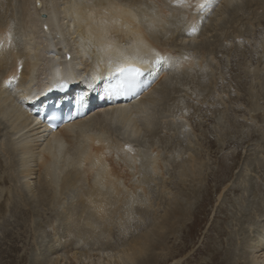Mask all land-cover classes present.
Returning a JSON list of instances; mask_svg holds the SVG:
<instances>
[{"label":"bare ground","instance_id":"6f19581e","mask_svg":"<svg viewBox=\"0 0 264 264\" xmlns=\"http://www.w3.org/2000/svg\"><path fill=\"white\" fill-rule=\"evenodd\" d=\"M196 41L199 56L182 58L183 46ZM140 64L149 84L122 103L110 72ZM196 64L207 82L208 122L217 121V107L223 114L220 143L207 137L205 151L188 148L168 161L152 142L158 114L178 105L188 90L177 74H190ZM193 81L192 75L182 84ZM61 84L72 88L68 97L76 99L80 118L49 130L34 108H43L42 94ZM24 132L36 139H22ZM254 141L264 158V0H0V218L10 214L14 224L30 226L41 258L29 264H161L179 256L187 244L170 249L167 242L178 236L192 242L208 218L212 187L203 186L218 179L224 185L241 150L251 160ZM219 150L220 170L207 173ZM261 171L264 180V165ZM236 187L219 198L240 193ZM248 187L255 196L261 190ZM242 211L235 232L211 225L227 245L213 249L211 264H264V207L258 216ZM135 220L143 221L135 223L138 233L126 232ZM44 228L51 229L49 240ZM117 229L124 236L111 243Z\"/></svg>","mask_w":264,"mask_h":264},{"label":"rangeland","instance_id":"374dc122","mask_svg":"<svg viewBox=\"0 0 264 264\" xmlns=\"http://www.w3.org/2000/svg\"><path fill=\"white\" fill-rule=\"evenodd\" d=\"M180 27H179V25L175 24V25H173L172 28L175 30V32H179L178 28H179V30L182 29L181 25H180ZM198 45L199 44H198L197 41L196 42H190L189 44L188 43L185 44L183 46V48H182V53L184 52L182 54V56L185 54L184 55L185 57L183 56L182 58H187V57L190 58V57H192V59H194L195 56L198 57L199 56V54H198L199 50H198V48L196 50V46H198ZM225 45L226 44H224V46ZM189 53H190V55H189ZM195 60H197V59H195ZM224 63L226 65H228L226 57H225ZM196 66H197V64L195 65V70L191 71L190 74H188V75H186V74H184V75L180 74L179 75V73L177 72L178 73L177 74V78L178 79H179L178 76H180L179 80L176 79V81L178 80L177 84L181 85V86H184V87H180V86H178V87H180L181 90L183 88H186V90H188L186 92L182 90L181 93L179 94L180 99H178L179 101L176 102L178 104L177 105L178 107L175 105L173 107L174 109L171 108L169 111H161V113L158 114V119L157 120L160 123V125L158 126L156 138H155V140L153 139L152 142H155L153 144H155L156 146L161 147L162 150L164 149L163 151L165 153L164 152L162 153V157H163V155L166 156V154H168V157H169V158H167L168 161H170L173 157H177V156L180 157L181 154L183 156V154L186 153V150L188 148L189 149L191 148L190 149L191 153H192L193 149H196V148L199 149V151L203 150V148H201V146H204V147L206 146L205 144H206V141H207V137L215 138V140L218 141V142H219V139H220V129L221 128H219V126L221 127V126L224 125V124L221 125L222 122H223V120H222L223 114L218 111L219 109L217 107V109H216L217 110L216 111V118H215V121L216 120L217 121L215 122V124H211V123L208 122V119H207L208 115L206 113L207 109H205L206 106L204 105V103L207 101L206 100L207 98L205 99V96L207 94V89H206L207 88L206 87L207 86V82L203 81L204 80L203 79V75H202L199 67L198 66L196 67ZM192 72H194V74H191ZM224 72H223V75H224ZM180 73H182V72H180ZM192 75H193V80L194 81L191 82L188 86L187 85H183L182 81L185 82L188 78H189L188 79V81H189L190 78L192 77ZM194 75H195V77H194ZM189 76H191V77H189ZM181 77L184 78V79H182V81H181ZM199 79L200 80L202 79L201 81L203 82V85L199 84V82H201ZM187 82H185L184 84H187ZM205 84H206V86H205ZM187 88H190V89H187ZM185 93L186 94L188 93L187 94L188 96L190 95V99L189 100L187 99L188 96ZM234 95H235V93H232V96H234ZM172 112H173V114H172ZM219 113H220V116H219ZM170 114H172V116H170ZM168 117L170 119H172V120H170ZM167 120H169V121H167ZM165 121H167V123H165ZM186 122H187V124H186ZM163 123L168 125L167 126L168 132H167V130L162 129L161 126L163 125ZM159 127H161V128H159ZM209 130L210 131L211 130H213V131L215 130V131L211 133V132H209ZM164 132H165V134L162 135ZM24 133H22L20 135L22 139L27 138L28 140H31V141L32 140L34 141L36 139V137L34 135H32V134H30V136H29V132H24ZM23 134H24V136H23ZM178 134H179V136H178ZM172 136H175V138L173 139ZM146 139L148 140V138H146ZM164 139H166V140H164ZM149 140L148 141L151 142V139H149ZM167 143H168V145H167ZM162 144L164 146H162ZM255 144H257V141H254L253 143H251L252 146L250 147V149H252V151L249 152V153H251L252 156H251V160L250 161H246V156H247L246 150L243 149V151H242L240 149L241 150V158L238 161V166H237L238 168L236 167V169H234L230 173L231 176L228 175L227 178H225V179H227V181H226V183L224 185L222 184L220 186V184H219L220 181H218L219 180L218 179V180H214V181L210 182L209 184H207L208 186L207 185L203 186V188L206 187L208 189H210L212 187V196H211L212 198H211L210 203H208V205L206 206L207 213L210 212L208 218H206V215H205V217H204L205 219H204L203 223L200 226L201 228H199V230L197 232V235L192 240V242H181L180 241V236H178L179 239L176 242H173L172 240H170V242H167V245H168V247H170V249L171 248L174 249L177 246H181V245H183V243L187 244V248L185 249L184 252L179 254V256H176L175 255L176 253H175L173 255V257H167L165 262L161 263V264H211V262H210L211 258L210 257L212 255L213 249L214 248H218V249L221 250L222 248H226L227 247L226 242H224L225 241L224 240L225 237L222 238V237L217 236V232L216 231L219 230V229H222V228H226V229L228 228L230 230H233V232H235V230H237V227H234L235 224H236V221L234 222L233 220L238 219L240 217V214L243 212L242 211L243 209L244 210L251 209L252 215L253 214L257 215L259 213L257 211V209H260L261 207H264V204H260L261 207L259 205L257 206L255 204H253V206L250 208L249 207L250 204L248 203L249 201H252V200L255 201V203L257 201L261 202L264 199V180L261 177V175L263 174L261 170H263L264 158H262L263 156L261 155V153H258L260 150L256 147ZM255 150H256V152H255ZM203 151H205V150H203ZM170 152H172L171 153L172 155H170ZM217 152H219L218 159L217 160H215L214 158L212 159V161L213 160L214 161L213 162L211 161L209 163V165L211 167H209V170L207 171V173H211V172L216 173V172H218L220 170L219 164L221 162V158L224 155V152L221 151V150H219ZM231 152L235 153V150H232V151H230L228 153H231ZM165 156H164V158H165ZM254 159L255 160L257 159V160L254 161ZM241 162H242V164H241ZM250 164H252V165H250ZM258 167L261 168V169L257 170ZM244 171H246V172H244ZM255 171H256V176L254 175ZM238 172H240V173H238ZM242 172L245 175L244 174L241 175ZM258 176H259V178H261L260 180H259ZM166 177H168V176H166ZM31 181H33V180H31ZM244 181H245V183H244ZM235 184H236V186H238L239 190L241 189L240 193H234L233 191L229 192L228 195L225 197V201L226 202L224 201V199L223 200L221 199L222 197L219 198L218 194H220L222 196L224 194V192L229 187H231L229 189L237 188L235 186ZM251 184H253V185L259 184L261 186V190L256 194L257 197L254 194L251 195V193L248 192L249 191L248 190V188H249L248 186L251 185ZM219 186H220V191L219 192H215L214 191L215 188L219 187ZM223 188L225 189L224 191H223ZM220 192H222V193H220ZM247 197H249V198H247ZM197 199L200 200V201H198ZM201 201H202L201 197L200 198L196 197L195 204L199 205V203ZM255 207H256V209H255ZM220 208H222V209H220ZM215 215H216V217H215ZM226 216H228L229 219L227 221H224ZM3 217H4L3 218L4 221L7 220L6 221L7 224H5L6 226L1 224L3 219L0 218V222H1L0 223V264H5L9 260H13V259H15V263L19 264V262H20L19 258L20 257L26 260V261H24V262H22L20 264H29L28 262H30V260L33 257H35V255L37 257L41 258L40 256H38V253L35 250L36 246H34V244L40 243V242H35L36 238H35V236L33 238V232L31 230H29L30 226H26L27 227L26 228V227H22V226H18L16 224H14L13 223L14 219H13V217L10 216V214H6ZM43 217H49V215L44 214ZM38 220L41 221L42 219L38 218ZM138 221H140V223L143 222L141 220H137V221L135 220L133 222L134 223L133 226L125 229L126 232L128 231V233H131L133 231L135 233H138V230H136V225H135V223L138 222ZM28 224H30V223H28ZM211 225L214 227V230H216V231H213V229H210ZM113 232L116 235V237L114 236V238L113 237L109 238V241L111 243H116L115 241L117 240V238L120 239V237L124 236V235L122 236V233H125V231L124 232H122L121 230L118 231V229L113 231ZM43 233H44V236H48L46 238L47 240H49L48 238L52 237L50 235L51 234V229L50 228H44L43 229ZM209 239H212L211 240L212 242H207ZM32 240H34V241H32ZM46 243L47 242H45V244ZM94 244H95V242L94 243L93 242L89 243V245H91V246L94 245ZM72 251L75 252V251H79V250L76 249V250H72ZM70 255H71V253H69V256Z\"/></svg>","mask_w":264,"mask_h":264},{"label":"snow or ice","instance_id":"6c2138e0","mask_svg":"<svg viewBox=\"0 0 264 264\" xmlns=\"http://www.w3.org/2000/svg\"><path fill=\"white\" fill-rule=\"evenodd\" d=\"M206 3H211V0H206ZM199 8L203 9L205 7V4H200L198 5ZM196 31L195 28L192 29V31L189 33V35L194 34ZM160 57H157L156 61H153V63H158L159 62ZM143 63L147 64L148 61L144 60L142 61ZM119 74V76L122 78V86L128 87V88H134L136 86V82L139 80V78L141 76H143V71L138 68V67H134V66H127V67H117L115 69L114 72H110V75H116ZM6 83H9L8 81H6Z\"/></svg>","mask_w":264,"mask_h":264}]
</instances>
